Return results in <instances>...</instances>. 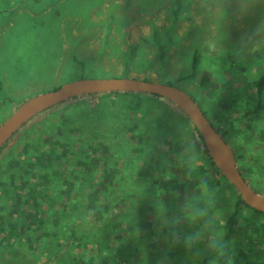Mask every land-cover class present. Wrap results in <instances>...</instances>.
I'll use <instances>...</instances> for the list:
<instances>
[{
  "label": "rangeland",
  "instance_id": "obj_1",
  "mask_svg": "<svg viewBox=\"0 0 264 264\" xmlns=\"http://www.w3.org/2000/svg\"><path fill=\"white\" fill-rule=\"evenodd\" d=\"M106 78L160 82L187 93L233 150L245 181L264 196V109L247 119L232 106L236 96L251 95L249 106L257 92L264 94L258 89L264 0H0V124L38 94ZM131 94L80 97L84 106L76 111L68 101L83 129L74 130V120L61 124L56 157L41 149L46 165L34 153L21 155L20 145L33 143L28 133L67 102L32 118L0 149V264H90L97 234L122 245L126 264H199L212 241L222 239L218 224L233 206L222 190L236 194L232 185L219 186L223 176L197 150L180 109L158 96ZM148 163L159 167L163 189L155 187L141 203L134 195L137 171ZM202 178L215 191V204L191 222L188 201L201 199ZM239 210L234 243L250 256L264 252V214ZM247 219L260 224L249 226ZM259 228L263 242L251 244ZM170 231L183 246L171 254L164 243ZM186 236L195 242L186 243ZM185 251L191 258L181 257ZM256 261L264 264V257Z\"/></svg>",
  "mask_w": 264,
  "mask_h": 264
},
{
  "label": "trees",
  "instance_id": "obj_2",
  "mask_svg": "<svg viewBox=\"0 0 264 264\" xmlns=\"http://www.w3.org/2000/svg\"><path fill=\"white\" fill-rule=\"evenodd\" d=\"M263 81H264V79L260 80V85L258 87L259 90H261V87L264 88ZM56 88H58V87H56ZM203 92H204V90H203ZM116 93H119V92H116ZM124 94H130V93L125 92ZM131 95H136V94L133 93ZM230 95L235 96L234 93H230ZM260 95H263V97H264L263 93H260V91L257 92L255 94V97H257V96H259V97H257V99H255V102L249 106H247L248 103L250 102L251 99H253V97H251V95H244L243 96L245 99L244 101L239 99L238 96H236V97H234V100L232 101V106L234 108H237L236 111L240 112L241 115L244 116L243 118L247 117V119H250V117H257L258 112L263 111V109H264V107H263L264 104H262L260 101V99H262ZM90 96H94V94L77 96V97L68 99V100L58 104L59 106H62L65 104V102H67L66 105L64 107H62L61 109H56L58 106V105H56V106L50 107V108L42 111L40 114H38L37 116L45 115V114L49 113V111L52 109H56L55 111L53 110L54 114L59 113L58 115H54L52 117L51 122H49L48 120H43V121L39 122V124L36 126L35 131L31 134H30V132L28 133V135L26 137H31L33 139V143H27V142H25V144L21 143L22 145H20V154L25 155V154L30 153V152L34 153L35 159L39 157V162L42 165H46L47 164L46 163V161H47L46 157L44 154L40 155V153H41L42 148L47 147L50 151L51 150L53 151V155L50 154L49 157L55 158L56 157L55 154L58 153L56 151L57 146L63 147L62 144L64 142L63 137L60 134H57V131L59 130V126L61 124L68 125L71 122H72L71 124H73V120H74L75 125L73 124L72 127L74 130L79 131L80 129H83L82 127L79 126V123L84 125L83 121L78 122L75 119L72 120V114L68 111V109L71 108V105L69 104L70 102L68 103V101H70V100L74 101L73 108L76 111L77 107L79 105L84 106L83 102L80 101V97H90ZM133 97H135V96H133ZM80 109L84 110V108H80ZM132 109H136V108H132ZM177 109H179V108H177ZM137 110L140 111L138 108H137ZM167 111L171 115L177 114L176 111L174 110V108L167 107ZM161 112H163V111H161ZM132 113H134V112H132ZM140 113H145L143 115H146V114L151 115L149 112H144V110H141ZM65 114H68L69 116L65 118ZM177 117H179V116H177ZM128 118L130 119L131 117L129 116ZM186 118L188 119L187 116H186ZM171 119L173 120V119H177V118H171ZM179 119H180V117H179ZM27 124L28 123H26L23 126V128ZM191 128H192L194 135H195V138L193 141L196 140L195 145L198 148L197 150L202 154V156L205 155L206 159L208 160V163H209L208 165H209L210 169L214 168L215 170H218L217 167L215 166L214 162L212 161V159L208 155V151L204 145V142L202 140L201 135L199 134V132L197 131L195 126L191 125ZM66 129H68V128H66ZM70 129L71 128H69L68 130H70ZM220 136L222 137L221 134H220ZM23 137H25V135H23ZM223 140H224V138H223ZM6 144H7V142L3 146H5ZM119 147H121V146H119ZM237 168H239V167H237ZM158 171H159V167L155 166L152 163L143 164V165L139 166V169L137 172L140 176V178H139L140 183H139L138 190L136 191L137 194H134L138 197L139 202L146 203L147 202V195L150 194L151 191H154L155 187H158L160 189V191H162V189H163V186L161 184L162 175H160L158 173ZM156 172L159 176H155ZM42 175H44V174L42 173ZM99 175H101V174H99ZM78 178H80V177H78ZM217 181L219 182V186L223 185V181L226 182L228 186L230 185L224 177H222V179H218ZM153 182H155V183H153ZM140 184L142 185L141 188H140ZM80 187H81V185H78V190L80 189ZM231 188H233L235 190L236 194H233L231 192H225L222 190V196L226 199L227 203L233 202L232 209L230 207L229 213L223 219V223L221 225L218 224V229L220 230V236L222 239H220L217 242L212 241V243H213L212 246L209 248V251L207 252L206 256H204L201 259V262H199V264H242V263L260 264V262L256 261V259H263V257H264L263 251L258 253V254L250 256L245 250H243L242 246L239 247L238 245H236V243H234V237H236V235H237L235 233V230L237 228L238 220L243 218L240 215L239 207H245V208H247L253 212H256V213H259V212L255 211L254 209H252L249 206H247L246 204H244V202L241 200L236 189L233 186H231ZM128 189H129V193L132 194L129 186H128ZM62 194L63 193H61V195ZM231 198H232V201H231ZM106 201H108V200H106ZM106 201L104 202V204H107ZM104 208L105 207H102L99 209L95 206L94 210L96 212H100L101 209H104ZM209 220L213 221L210 219V216H209ZM247 222H248L247 225H249V226L252 223L260 224L257 220H255V222H252V221L247 219ZM126 223L129 224L130 220L127 219ZM99 229H102V227H99ZM191 232H192V230L190 231V233ZM260 232L261 231L259 228V229L255 230L254 234L250 235L249 239L252 241L251 244H254L253 239L258 241L259 243L263 242L262 241L263 239L261 238L262 235L259 234ZM246 235L247 234H245V236ZM254 235L256 238L254 237ZM247 236H249V235H247ZM166 241H168L169 246L167 245L168 246L167 248H169L170 254L175 253L177 247H183L180 244H174L175 240L172 236L171 231L169 232V234L167 236H164V243H166ZM94 243L95 244L92 246V253H94V254H92L93 259H92L90 264H114V260H111V258H110L111 256H113V257L117 256V257H115V259L119 260V264H120V261H122L124 264H126L128 262V260L130 259L129 256H127L125 258L122 255V253L119 251L118 248H121V246H122L121 244H119V247L113 246L112 244L108 243L107 240L103 239L100 234H97L95 236ZM97 243H100V244L97 245ZM125 243L129 245V243L127 241ZM125 250H126V252H128V249H125ZM249 251H251V252L254 251L253 253H255L256 251H258V248L252 249L249 247ZM128 254H129V252H128ZM189 256L190 255L186 251L183 252V255H181V257H183V258H191ZM195 257H197V256H195ZM179 264H185V263H179Z\"/></svg>",
  "mask_w": 264,
  "mask_h": 264
},
{
  "label": "water",
  "instance_id": "obj_3",
  "mask_svg": "<svg viewBox=\"0 0 264 264\" xmlns=\"http://www.w3.org/2000/svg\"><path fill=\"white\" fill-rule=\"evenodd\" d=\"M113 92L158 96L182 110L201 135L208 155L221 175L236 189L244 204L264 214V196L256 193L242 177L233 150L217 133L199 106L181 89L160 82L134 78L82 79L38 94L17 106L0 124V148L32 118L50 107L77 96Z\"/></svg>",
  "mask_w": 264,
  "mask_h": 264
},
{
  "label": "clouds",
  "instance_id": "obj_4",
  "mask_svg": "<svg viewBox=\"0 0 264 264\" xmlns=\"http://www.w3.org/2000/svg\"><path fill=\"white\" fill-rule=\"evenodd\" d=\"M191 175V172L189 173ZM198 195L201 199H190L188 201L189 218L191 222L203 219L212 210L215 204V191L209 186L207 178H202L197 186ZM186 243H194L195 238L191 236L185 237Z\"/></svg>",
  "mask_w": 264,
  "mask_h": 264
}]
</instances>
